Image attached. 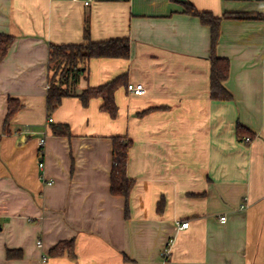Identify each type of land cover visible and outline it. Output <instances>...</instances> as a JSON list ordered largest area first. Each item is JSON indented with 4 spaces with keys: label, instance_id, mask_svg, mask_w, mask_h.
I'll return each instance as SVG.
<instances>
[{
    "label": "crops",
    "instance_id": "obj_1",
    "mask_svg": "<svg viewBox=\"0 0 264 264\" xmlns=\"http://www.w3.org/2000/svg\"><path fill=\"white\" fill-rule=\"evenodd\" d=\"M184 3L250 17L221 21L232 101L211 98L210 28ZM86 21L93 42L129 40V58L90 60L76 87L126 75L116 117L101 98L47 110L49 46L83 43ZM0 34L13 37L0 60V264H264V0H0ZM10 101L20 108L5 133ZM116 136L132 143L128 200L110 191ZM66 241L73 258L50 256Z\"/></svg>",
    "mask_w": 264,
    "mask_h": 264
},
{
    "label": "trees",
    "instance_id": "obj_2",
    "mask_svg": "<svg viewBox=\"0 0 264 264\" xmlns=\"http://www.w3.org/2000/svg\"><path fill=\"white\" fill-rule=\"evenodd\" d=\"M186 13L198 18L200 22L208 26L211 32L212 55L210 73L211 98L217 101H232L233 97L224 86L229 77L230 62L228 59L219 58L215 49L220 38L222 19L242 20L250 17L243 14H227L222 18L215 17L211 13L198 11L191 3H184ZM13 44V37L0 34V60L8 53ZM130 56V44L128 39H113L105 42H93L90 37L89 21H86L84 29V42L81 44L53 45L49 46V68L51 71L50 85L47 93V110L52 114L62 103L63 99L77 97L84 106L92 99L101 98V109L111 117L117 115L116 91L119 86L126 84V75H120L109 83L97 88H88L82 93H76V87L85 75L86 65L92 59L98 58H123ZM56 69V71H55ZM20 105L16 101H10L8 115L5 121V133L11 119L19 110ZM52 132L57 136H70L67 125H52ZM237 135L240 140L250 137L249 130L238 126ZM131 141L122 136L112 138L113 167L110 177V191L114 196L124 197L128 200L135 186V181L127 174L129 150ZM52 257L75 256L74 241L59 243L50 252ZM9 259L20 258V251L8 250Z\"/></svg>",
    "mask_w": 264,
    "mask_h": 264
},
{
    "label": "built area",
    "instance_id": "obj_3",
    "mask_svg": "<svg viewBox=\"0 0 264 264\" xmlns=\"http://www.w3.org/2000/svg\"><path fill=\"white\" fill-rule=\"evenodd\" d=\"M74 1H80V0H74ZM84 5L85 6H89L91 5V3L94 1V0H82ZM127 91L129 92V94H132V95H135V96H142L146 93V88L144 87V85L142 84H133V83H130L127 85ZM49 123H52L53 122V119L50 118L49 120ZM35 133L34 129H32L31 127H27L24 131H23V134H26V135H33ZM246 142H251L252 139L250 137H247L245 138ZM46 144V139L45 137L44 138H41L40 139V155L41 157H43V150L42 148L45 146ZM39 170L41 171V178L43 179L44 182H46V184L48 186H51L54 184V181H51V180H48L46 179V176H45V163L43 161H40L39 162ZM221 221H225L226 220V217H221L220 218ZM189 227V223H181L178 225V229L179 230H183V229H187ZM37 246L39 248H42L43 247V244L41 241H38L37 242ZM169 254V251L167 253H165V257ZM47 261V258H43V262H46Z\"/></svg>",
    "mask_w": 264,
    "mask_h": 264
},
{
    "label": "rangeland",
    "instance_id": "obj_4",
    "mask_svg": "<svg viewBox=\"0 0 264 264\" xmlns=\"http://www.w3.org/2000/svg\"><path fill=\"white\" fill-rule=\"evenodd\" d=\"M55 71H56V69H55Z\"/></svg>",
    "mask_w": 264,
    "mask_h": 264
}]
</instances>
